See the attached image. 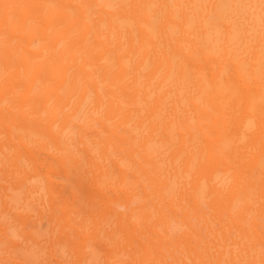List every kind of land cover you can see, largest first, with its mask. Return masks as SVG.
<instances>
[{
  "label": "bare ground",
  "instance_id": "6f19581e",
  "mask_svg": "<svg viewBox=\"0 0 264 264\" xmlns=\"http://www.w3.org/2000/svg\"><path fill=\"white\" fill-rule=\"evenodd\" d=\"M0 264H264V0H0Z\"/></svg>",
  "mask_w": 264,
  "mask_h": 264
}]
</instances>
